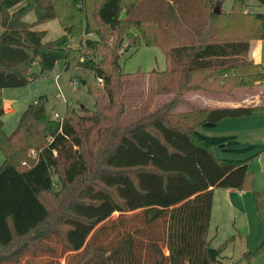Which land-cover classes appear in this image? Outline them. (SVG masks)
<instances>
[{"label": "trees", "instance_id": "1", "mask_svg": "<svg viewBox=\"0 0 264 264\" xmlns=\"http://www.w3.org/2000/svg\"><path fill=\"white\" fill-rule=\"evenodd\" d=\"M223 1L206 13L199 0H0V51L21 53L0 66V264L53 251L50 240L59 243L64 264H224L221 252L234 235L210 243L213 191L244 190L252 177L245 161L215 156L196 129L264 112V104L176 112L171 101L123 124L129 79L118 61L124 37L133 33L125 49L141 39L164 50L166 69L152 71L157 93L205 91L191 82L203 71L220 70L239 87L264 83V62L246 58L250 41L264 38V12L245 9L246 0H233L225 11ZM189 17L191 30L176 32ZM53 19L64 33L46 41L45 30L34 27ZM149 26L158 27L157 35ZM72 37L80 38L76 46ZM60 59L66 69L80 67L102 80L95 108L67 105L54 120L41 96L7 135L2 88L25 85L35 60L43 73ZM252 195L264 225V191ZM259 252L264 238L242 255L249 260Z\"/></svg>", "mask_w": 264, "mask_h": 264}, {"label": "rangeland", "instance_id": "2", "mask_svg": "<svg viewBox=\"0 0 264 264\" xmlns=\"http://www.w3.org/2000/svg\"><path fill=\"white\" fill-rule=\"evenodd\" d=\"M217 0H199L207 13L212 2ZM247 7L252 11L264 12V6L255 0H246ZM233 0H224L222 8L225 11L230 10ZM24 4L21 1L12 6L9 11L12 12ZM35 15L28 12L24 19L33 21ZM186 26H176V32L186 33L191 29L189 26L193 22L192 18L186 19ZM35 29L45 30L44 40H53L61 36L64 31L56 19L37 24ZM166 25L164 31L173 35V28ZM175 28V27H174ZM158 27L149 26L148 32L157 35ZM2 27L0 26V32ZM132 32L137 33L135 29ZM92 36L96 37L94 34ZM91 36V37H92ZM85 39V36H81ZM135 38L134 34L128 33L124 37L122 46L119 49V64L121 70L129 79L124 93L125 112L122 115V123L126 124L147 114L149 111L157 108L161 104L174 101V110L182 112L189 108L210 106L214 100L220 101H238L244 105L260 106L264 104V83L255 82L252 87L236 86L238 80H225L222 71H203L194 74L191 82L195 85L204 86L205 91H189L183 94L156 92V80L153 70L163 71L167 67L164 50L157 44L146 45L140 39L137 47L126 48L127 43ZM159 38V37H158ZM157 38V39H158ZM80 38L72 37L73 45L79 43ZM115 36L109 38L112 43ZM209 40H216L215 36L209 37ZM254 40H251L252 42ZM182 41H170L168 45L180 44ZM255 56L253 62H264V38L254 41ZM258 46V47H257ZM118 50V51H119ZM8 52V53H7ZM21 53H11L7 50L0 51V66L4 64H13L21 60ZM9 57V58H8ZM28 79L32 80L18 87H3L2 99L11 108L10 112L3 116V130L9 135L16 127L19 117L26 106L34 99L41 96L45 97L44 106L47 117L52 119L53 114L61 116L64 114L67 105L78 108L84 106L89 110L95 108L97 96L102 95V82L89 72L80 67L66 69L63 60H58L53 69L47 72H40L38 61L35 60L29 70ZM56 75H58L56 77ZM207 78V80L205 79ZM183 77L180 78L182 82ZM205 79V83L202 84ZM73 81L78 83L73 86ZM215 107V106H210ZM239 121L246 122L243 125L248 127L249 135L241 142L236 137H231L234 141L223 147L220 144L223 141L214 139V154L219 158L238 159L247 163L249 176L252 177V183L244 190L232 192L230 197L232 201L226 203L222 196L216 194L215 207L212 222L209 228V239L212 246L221 243L227 236L234 235L233 241L225 246L221 252L222 262L224 264H264V252L255 253L249 260L243 257V251L254 249L264 238V225L255 211L252 190L264 191V112H257L251 118H238ZM240 123V122H238ZM249 123V124H248ZM259 125V126H258ZM34 156V152L28 153ZM3 162V155L0 151V165ZM58 180L54 178V188L57 189ZM223 191V188L217 190ZM222 189V190H221ZM226 197V196H224ZM50 245L54 250L50 252H40L36 255H24L19 264H64L65 260L61 253V248L56 240H50Z\"/></svg>", "mask_w": 264, "mask_h": 264}, {"label": "crops", "instance_id": "3", "mask_svg": "<svg viewBox=\"0 0 264 264\" xmlns=\"http://www.w3.org/2000/svg\"><path fill=\"white\" fill-rule=\"evenodd\" d=\"M254 41H256V40H254ZM254 41L250 42V47H249V50H248V53L246 56V58L250 61L253 60V58L256 54L255 48L253 46ZM3 106H4V115H5V114L10 112L11 108L9 107L8 104H6L4 102H3ZM210 106H215V107L233 106V107H235V106H245V105L238 102V101H232V100L231 101L214 100V104L210 105ZM257 112H260V111H255L251 115H248V116H242V117H236V118H226V119H223V120H221L219 122H215V123L206 122L196 129V133L203 140H205L206 142H208L210 144V146L214 152V144H213L214 139H219L218 141H223L220 144V146H223V147L227 146L228 143H230V142L232 143L234 141V139L231 137H236L240 142L242 140H245L247 135H249V129L248 128H251V127H249L250 125H248V127L243 126V125L247 124L246 122H248V121H246V122L239 121L241 119H238V118H247V117L251 118ZM261 112H263V111H261ZM238 122H240V123H238ZM263 124H264V119H263ZM262 128H264V126H262ZM219 190L220 189L217 190V188H216L213 191L212 211H211V217H210V222H209V228H210L212 218H213L216 194H218L219 197L222 196L223 200L224 201L226 200L225 201L226 203H228V202L230 203L232 201V198L230 197V194H232V192H237V194L242 192L240 190L226 189V188H223V191H220V192H219ZM224 196H226V197H224ZM209 228H208V235H209Z\"/></svg>", "mask_w": 264, "mask_h": 264}, {"label": "built area", "instance_id": "4", "mask_svg": "<svg viewBox=\"0 0 264 264\" xmlns=\"http://www.w3.org/2000/svg\"><path fill=\"white\" fill-rule=\"evenodd\" d=\"M57 76H58V75H56V77H57ZM28 80L31 81L32 78L30 77ZM98 82L101 83L102 80H101V79H98ZM73 86H74V87H77V86H78V83H77L76 81H73ZM52 119H54V120H59V119H60V116H59L58 114L55 113V114H53Z\"/></svg>", "mask_w": 264, "mask_h": 264}, {"label": "water", "instance_id": "5", "mask_svg": "<svg viewBox=\"0 0 264 264\" xmlns=\"http://www.w3.org/2000/svg\"><path fill=\"white\" fill-rule=\"evenodd\" d=\"M123 16H124V13L121 14V17H123Z\"/></svg>", "mask_w": 264, "mask_h": 264}]
</instances>
